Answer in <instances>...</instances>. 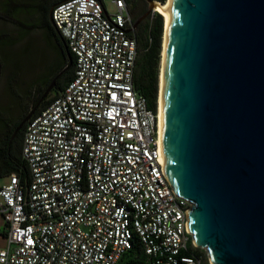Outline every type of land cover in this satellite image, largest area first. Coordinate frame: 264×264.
Instances as JSON below:
<instances>
[{"label": "built area", "instance_id": "1", "mask_svg": "<svg viewBox=\"0 0 264 264\" xmlns=\"http://www.w3.org/2000/svg\"><path fill=\"white\" fill-rule=\"evenodd\" d=\"M51 19L73 77L26 124L28 177L0 186V264H119L135 240L144 264H202L164 177L158 112L134 87L125 0H66Z\"/></svg>", "mask_w": 264, "mask_h": 264}, {"label": "water", "instance_id": "2", "mask_svg": "<svg viewBox=\"0 0 264 264\" xmlns=\"http://www.w3.org/2000/svg\"><path fill=\"white\" fill-rule=\"evenodd\" d=\"M61 42L68 64L40 101L72 64ZM159 129L196 248L210 264H264V0H169Z\"/></svg>", "mask_w": 264, "mask_h": 264}, {"label": "trees", "instance_id": "3", "mask_svg": "<svg viewBox=\"0 0 264 264\" xmlns=\"http://www.w3.org/2000/svg\"><path fill=\"white\" fill-rule=\"evenodd\" d=\"M15 0H1L0 5H6L12 3ZM24 4L18 7L19 11H15L16 14L10 17L11 20H16L18 15H24L26 18L31 19L28 25H23L25 28H33L35 30H42L47 34L48 30H51L53 35L46 36L52 41V47L55 50L57 57L60 59V65L57 69L51 73L48 78H45L43 82H39L38 89H36V96L32 100L31 110L32 116L39 114L54 98L61 92L66 85L71 81L73 77L74 69V56L69 52L66 42L65 46L70 53L72 64L69 69L62 73L55 82V86L52 92L54 96L44 99L40 104L39 101L52 82L67 66L68 60L66 58V52L61 42L62 37L59 35L54 26L49 21V10L59 3L66 0H22ZM160 4H164L165 0H153ZM128 10L134 23L143 17L145 10L139 14H135L132 5L136 2L146 3L145 0H125ZM16 9V8H15ZM11 12V11H10ZM14 12V11H12ZM147 16L141 21L140 26L134 29V34L137 40V57L134 67V87L135 90L142 95L147 101V107L149 110L155 112L157 108L158 99V67L160 62L161 44L164 32V21L160 14H154L152 19ZM26 33H21L20 39H22ZM8 41L0 38L1 46H6ZM24 113L16 121L9 124L3 122L4 130L0 133V179L7 176L18 173L22 178L28 177V169L24 161L21 159V147L23 141V135L27 122L23 125L20 132L11 140V136L19 124L30 113ZM3 234V233H2ZM195 254L200 256L201 250L195 249ZM146 260L145 255L138 242H133L132 250L127 252L119 264H144ZM206 260V259H205ZM203 264H207L206 261Z\"/></svg>", "mask_w": 264, "mask_h": 264}, {"label": "rangeland", "instance_id": "4", "mask_svg": "<svg viewBox=\"0 0 264 264\" xmlns=\"http://www.w3.org/2000/svg\"><path fill=\"white\" fill-rule=\"evenodd\" d=\"M22 4H24L22 0H15L0 5V38L8 41L6 46L2 45L0 48V133L4 130L3 122L12 124L24 113L30 112L39 82L48 78L60 65L52 41L46 38L48 34L42 30L23 27L31 21L24 15H18L14 21L10 19L16 14L15 11H19L18 7ZM144 7L148 10L147 2ZM108 8L111 11L109 5ZM24 32L26 34L20 39L21 33ZM54 95V92H51L47 98ZM4 183L5 178L0 179V186ZM2 233L0 218V248L4 243ZM201 251L202 264L205 261L210 264L206 253Z\"/></svg>", "mask_w": 264, "mask_h": 264}, {"label": "bare ground", "instance_id": "5", "mask_svg": "<svg viewBox=\"0 0 264 264\" xmlns=\"http://www.w3.org/2000/svg\"><path fill=\"white\" fill-rule=\"evenodd\" d=\"M168 4H169V0H167L164 4H160L156 2L153 10L155 13L162 15L164 21V32L162 37L161 54H160V62H159L160 65L159 76H158L157 112L159 116V123H160V93H161L162 68H163L164 49H165L166 27H167Z\"/></svg>", "mask_w": 264, "mask_h": 264}, {"label": "flooded vegetation", "instance_id": "6", "mask_svg": "<svg viewBox=\"0 0 264 264\" xmlns=\"http://www.w3.org/2000/svg\"><path fill=\"white\" fill-rule=\"evenodd\" d=\"M145 2H146V1H145ZM144 4H145V3H143V2H140V3L136 2L135 5H132V7L134 8V12H135V14H139V13H140L141 11H143V10H145V14H146L147 10L145 9ZM145 14L143 15L142 18L138 19V20L134 23V25L136 24V27H134V29L138 28V27L140 26L141 21H143V20L146 18V17H144ZM47 34H48V36H52V35H53V33H52L51 30H48V31H47ZM52 91H53V90H52ZM52 91H51V92H52ZM51 92H50V93H51ZM50 93H49V94H50ZM42 101H43V100H42ZM42 101H39V104H40ZM32 112H34V110H33Z\"/></svg>", "mask_w": 264, "mask_h": 264}, {"label": "crops", "instance_id": "7", "mask_svg": "<svg viewBox=\"0 0 264 264\" xmlns=\"http://www.w3.org/2000/svg\"><path fill=\"white\" fill-rule=\"evenodd\" d=\"M3 245H4V243H3Z\"/></svg>", "mask_w": 264, "mask_h": 264}]
</instances>
